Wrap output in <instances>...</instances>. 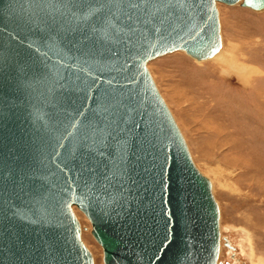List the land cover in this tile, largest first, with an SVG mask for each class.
<instances>
[{
	"label": "water",
	"instance_id": "1",
	"mask_svg": "<svg viewBox=\"0 0 264 264\" xmlns=\"http://www.w3.org/2000/svg\"><path fill=\"white\" fill-rule=\"evenodd\" d=\"M217 3L264 9L0 0V264H93L73 207L102 264H229L211 183L146 65L216 54Z\"/></svg>",
	"mask_w": 264,
	"mask_h": 264
},
{
	"label": "rangeland",
	"instance_id": "2",
	"mask_svg": "<svg viewBox=\"0 0 264 264\" xmlns=\"http://www.w3.org/2000/svg\"><path fill=\"white\" fill-rule=\"evenodd\" d=\"M221 53L196 62L181 51L147 62L191 158L219 206L220 260L264 264V11L216 4ZM94 264L101 249L73 207Z\"/></svg>",
	"mask_w": 264,
	"mask_h": 264
},
{
	"label": "bare ground",
	"instance_id": "3",
	"mask_svg": "<svg viewBox=\"0 0 264 264\" xmlns=\"http://www.w3.org/2000/svg\"><path fill=\"white\" fill-rule=\"evenodd\" d=\"M261 11H264V9L263 10H261ZM257 12H259V11H257ZM218 19H219V16H218ZM219 25H220V23H219ZM221 35V34H220ZM222 46H223V43H222V39H221V47H220V49L218 50V52L216 53V54H214L211 58H209V59H214L215 57H217L220 53H221V50H222ZM173 52H176V51H173ZM172 53V52H171ZM166 54H164V56H165ZM154 59H156V58H154ZM209 59H207V60H209ZM205 61V60H204ZM196 62H202V61H196ZM190 154V153H189ZM190 157H191V155H190ZM192 159V158H191ZM193 161V160H192ZM194 163V162H193ZM195 165V164H194ZM196 166V165H195ZM197 168V167H196ZM198 169V168H197ZM209 181H210V179H209ZM210 183H211V181H210ZM211 190H212V183H211ZM212 194H213V192H212ZM217 202V201H216ZM217 206H218V204H217ZM218 212H219V206H218ZM77 218V217H76ZM219 237H221V232H220V215H219ZM80 238H81V233H80ZM220 240H221V238H220ZM219 240V241H220ZM82 241V240H81ZM234 249V248H233ZM233 249H229V250H233ZM221 253H222V245H221V241L219 242V254H218V259L220 260V256H221ZM93 264H94V261H93Z\"/></svg>",
	"mask_w": 264,
	"mask_h": 264
},
{
	"label": "flooded vegetation",
	"instance_id": "4",
	"mask_svg": "<svg viewBox=\"0 0 264 264\" xmlns=\"http://www.w3.org/2000/svg\"><path fill=\"white\" fill-rule=\"evenodd\" d=\"M224 262H228V261H224ZM229 263V262H228ZM229 264H231V263H229Z\"/></svg>",
	"mask_w": 264,
	"mask_h": 264
}]
</instances>
